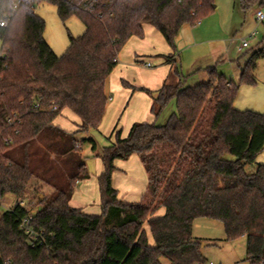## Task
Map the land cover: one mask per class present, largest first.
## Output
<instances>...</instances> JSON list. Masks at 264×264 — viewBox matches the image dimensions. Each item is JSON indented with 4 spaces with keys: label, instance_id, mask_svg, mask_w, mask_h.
<instances>
[{
    "label": "trees",
    "instance_id": "obj_1",
    "mask_svg": "<svg viewBox=\"0 0 264 264\" xmlns=\"http://www.w3.org/2000/svg\"><path fill=\"white\" fill-rule=\"evenodd\" d=\"M42 3L55 5L62 21L76 16L85 25L82 35L69 36L61 56L45 40L46 22L35 12ZM240 3L248 8L264 0ZM214 6V0H0L6 22L0 25V200L17 198L5 211L0 203V264H202L193 236L198 218L222 222L227 241L246 236L249 264H264V164L254 167L264 150V114L234 106L240 86L256 83L264 46L250 53L238 83L212 66L194 86L180 80L156 92L138 88L152 97L154 117L172 99L176 110L164 124L135 122L126 136L116 127L101 150L84 138L103 164L101 209L71 204L77 182L89 176L76 135L102 123L106 81L124 45L143 38L150 25L176 51L182 27ZM66 110L77 118L71 132L56 124ZM13 114L20 123L9 125ZM133 155L148 176L139 201L125 200L112 184L116 160ZM32 179L52 189L39 193L32 226L46 242L36 247L20 229L29 208L19 201Z\"/></svg>",
    "mask_w": 264,
    "mask_h": 264
},
{
    "label": "rangeland",
    "instance_id": "obj_2",
    "mask_svg": "<svg viewBox=\"0 0 264 264\" xmlns=\"http://www.w3.org/2000/svg\"><path fill=\"white\" fill-rule=\"evenodd\" d=\"M214 5V10L203 17L197 23V26L203 23L205 29V35L203 36L219 40L198 47L197 53L204 54L198 62L199 64L193 62L194 49H186L184 52L179 51L180 57L177 61V67L180 71V79L185 86H194L197 83L206 81V67L209 65L216 67L218 72L222 73L229 81L238 83L242 68L250 53L264 46V21L257 19L258 10L264 13V4L245 8L241 5L240 0H214ZM35 12L45 20V40L58 56L63 55L69 47L70 35L78 37L85 32L84 23L76 16L62 21L57 13V7L53 4H38L35 6ZM254 32L255 35L252 36ZM244 41L249 43V47L240 50ZM212 44L215 45L214 49H217L218 46L221 48V51L218 52V49L215 53L219 54L221 52L219 55H222L213 62L210 60L212 57L210 52ZM1 50L2 41L0 40V54L2 53ZM174 62L172 64H175ZM196 67L201 68L197 69ZM255 79V84L240 86L234 106L239 110H252L264 114V59L258 61ZM176 106V99H172L159 117L153 118V121L156 120L158 124H164L169 115L176 110ZM66 116L68 118L67 124H69L68 120L71 123L72 119L69 114ZM60 123L62 124V122ZM93 134L99 150L110 145L104 136L95 131H93ZM78 135L76 139L84 137L83 134V136ZM82 149L89 170L94 171L95 158L91 143L88 141L82 142ZM14 151L18 153L20 149L15 148ZM257 164H264V150L258 155L254 167ZM51 191L52 189L48 185L43 183L37 186L36 180L32 179L22 199L31 208L37 209L39 193L43 192L49 195ZM16 201L15 195L7 194L0 200L1 209L5 211L11 208ZM145 227L147 228L146 224ZM193 236L200 242L202 253L206 259L202 264H249L246 236L227 241L222 222L211 218H198L193 224ZM164 263L167 264L168 260H164Z\"/></svg>",
    "mask_w": 264,
    "mask_h": 264
},
{
    "label": "crops",
    "instance_id": "obj_3",
    "mask_svg": "<svg viewBox=\"0 0 264 264\" xmlns=\"http://www.w3.org/2000/svg\"><path fill=\"white\" fill-rule=\"evenodd\" d=\"M203 35H205L203 23L199 26H197V23L195 25L185 24L176 38V51H173L157 29L146 25L143 38L132 37L124 45L118 55V62L106 81L105 92L108 96V103L102 123L97 129L78 133L83 134L84 137L78 138L77 142L81 143L84 138H92L96 142L93 137V131H95L107 138L110 144V136L116 127L121 128L123 136H126L135 122L153 121L154 115L151 112L153 99L150 94L138 88H146L156 92L165 82H179L181 80L180 72H176L178 68L177 61L180 57L179 51L184 52L186 49H194L193 62L194 64H199L198 62H200L204 54L197 53L198 47L219 40ZM214 47L215 45L213 44L210 47V52L212 53L210 60L212 62L222 56L219 55L221 52L219 54L215 53L218 49V52L221 51V48L218 46L217 49H214ZM242 49L241 45L240 50ZM167 56L172 57L175 64L168 63L166 60ZM146 63H150L151 66L147 67ZM211 66L209 65L206 68ZM196 68L200 69L201 67ZM67 114L71 117L72 124L70 120H68L69 124H67ZM76 121L77 118L66 110L63 115L56 119V124L71 132L76 129L74 124ZM78 134L76 137L79 136ZM78 147L81 150L82 158L85 160L82 143ZM93 153L95 158L94 171H90L86 163L89 176L77 182L71 204L75 207H81L90 213H99L101 201L98 176L103 171V164L96 156V152L93 151ZM115 164L116 169L112 177L114 188L119 191L120 196L125 200L139 201L146 193L148 184V176L143 163L138 156L133 155L126 160L118 159ZM162 212L163 208L160 209L159 213L161 214ZM148 237L150 243H153L154 240L149 232Z\"/></svg>",
    "mask_w": 264,
    "mask_h": 264
},
{
    "label": "built area",
    "instance_id": "obj_4",
    "mask_svg": "<svg viewBox=\"0 0 264 264\" xmlns=\"http://www.w3.org/2000/svg\"><path fill=\"white\" fill-rule=\"evenodd\" d=\"M257 19L259 21H264V13L261 10L257 11ZM198 21L197 23H199ZM0 25L4 26L6 25V22L4 20H0ZM255 35V32L252 33V36ZM249 46V43L247 41H244L242 43V48H247ZM147 67H150V63H146ZM53 109H56V106L53 107ZM15 123H20V119L17 117L16 114H13L11 117L8 118V124L13 125ZM17 132V130H16ZM19 204L25 208H29L27 214L23 216L20 220V229L26 234L27 241L32 247H36L42 244H45L46 237L44 235V231L41 229H35L32 226V221L34 219V216L37 212L36 208H31L24 199L19 201ZM10 209V208H8Z\"/></svg>",
    "mask_w": 264,
    "mask_h": 264
},
{
    "label": "water",
    "instance_id": "obj_5",
    "mask_svg": "<svg viewBox=\"0 0 264 264\" xmlns=\"http://www.w3.org/2000/svg\"><path fill=\"white\" fill-rule=\"evenodd\" d=\"M42 197V196H41Z\"/></svg>",
    "mask_w": 264,
    "mask_h": 264
}]
</instances>
